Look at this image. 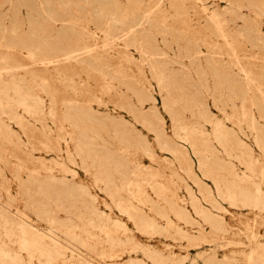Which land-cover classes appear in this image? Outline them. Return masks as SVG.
I'll list each match as a JSON object with an SVG mask.
<instances>
[{
  "label": "rangeland",
  "instance_id": "1",
  "mask_svg": "<svg viewBox=\"0 0 264 264\" xmlns=\"http://www.w3.org/2000/svg\"><path fill=\"white\" fill-rule=\"evenodd\" d=\"M0 264H264V0H0Z\"/></svg>",
  "mask_w": 264,
  "mask_h": 264
},
{
  "label": "bare ground",
  "instance_id": "2",
  "mask_svg": "<svg viewBox=\"0 0 264 264\" xmlns=\"http://www.w3.org/2000/svg\"><path fill=\"white\" fill-rule=\"evenodd\" d=\"M131 41V40H130ZM126 42V41H125ZM88 48V47H87ZM23 215V214H22ZM24 216V215H23ZM71 228V227H70ZM69 230V229H68ZM46 231V230H45ZM31 233V232H30ZM47 233V232H46ZM61 234V233H60ZM23 236V235H22ZM68 236V235H67ZM78 237V236H77ZM40 240V239H39ZM11 241V240H10ZM41 242H42V240H41ZM35 243V242H34ZM64 243V242H63ZM67 245V244H66ZM63 246V245H62ZM85 248V247H84ZM36 250V249H35ZM52 251V250H51ZM55 252V251H54ZM82 255V254H81ZM8 256V255H7ZM42 256V255H41ZM50 256V255H49ZM22 258V257H21ZM48 258V257H47ZM62 259V258H61ZM71 259V258H70ZM69 259V260H70ZM72 260V259H71Z\"/></svg>",
  "mask_w": 264,
  "mask_h": 264
}]
</instances>
